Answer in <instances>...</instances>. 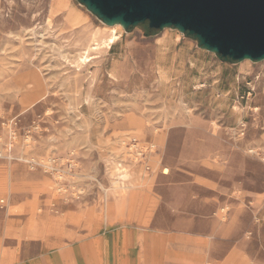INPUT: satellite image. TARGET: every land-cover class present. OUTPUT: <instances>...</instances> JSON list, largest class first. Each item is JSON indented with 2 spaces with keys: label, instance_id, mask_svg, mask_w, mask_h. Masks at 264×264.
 <instances>
[{
  "label": "rangeland",
  "instance_id": "obj_1",
  "mask_svg": "<svg viewBox=\"0 0 264 264\" xmlns=\"http://www.w3.org/2000/svg\"><path fill=\"white\" fill-rule=\"evenodd\" d=\"M53 1L0 0V208L42 178L40 211L96 209L80 220L103 224L130 210L223 245L232 264H264V62L221 59L175 28L108 27L66 0L73 27ZM205 186L224 197L216 233L197 216Z\"/></svg>",
  "mask_w": 264,
  "mask_h": 264
},
{
  "label": "crops",
  "instance_id": "obj_2",
  "mask_svg": "<svg viewBox=\"0 0 264 264\" xmlns=\"http://www.w3.org/2000/svg\"><path fill=\"white\" fill-rule=\"evenodd\" d=\"M127 172L129 188H133L138 177L128 169ZM35 181L37 185L19 184V193H14L10 202L0 208V264H232L236 261L228 252H219L223 245L207 241L199 233L136 223L134 218L138 215L130 210L122 213L112 208L105 210L103 224L86 221L91 212L94 218L100 215L96 209H67L58 216L40 211L38 190L46 183L42 178ZM205 187L208 198L200 202L206 213L197 216L211 218L212 232L216 233L219 230L216 215L224 205V197L210 186ZM170 211L178 212L174 208ZM81 217L86 220L81 222ZM74 219L77 220L73 222ZM238 256V264H244V254Z\"/></svg>",
  "mask_w": 264,
  "mask_h": 264
},
{
  "label": "water",
  "instance_id": "obj_3",
  "mask_svg": "<svg viewBox=\"0 0 264 264\" xmlns=\"http://www.w3.org/2000/svg\"><path fill=\"white\" fill-rule=\"evenodd\" d=\"M102 22L179 29L221 59H264V0H78Z\"/></svg>",
  "mask_w": 264,
  "mask_h": 264
},
{
  "label": "bare ground",
  "instance_id": "obj_4",
  "mask_svg": "<svg viewBox=\"0 0 264 264\" xmlns=\"http://www.w3.org/2000/svg\"><path fill=\"white\" fill-rule=\"evenodd\" d=\"M51 9L53 13H60L66 11V20L69 24L73 27L80 23V15L73 11L72 9L68 8L66 0H54L51 4ZM65 21V20H64ZM108 27L119 26L122 29H125V26L121 22H102ZM177 30L181 32L178 28ZM118 33V32H117ZM117 40V37L113 33H109L107 37L101 43H94L92 46L88 48V51L98 52L103 48H109ZM208 52H212L206 50ZM91 58L80 56L78 57V62L85 63L89 62ZM242 61H251L250 59L246 58ZM258 62H264V59L259 60ZM115 169V177L117 180L124 182L129 179V174L127 172L126 166L122 164H116L114 167ZM163 174H167V170L162 172Z\"/></svg>",
  "mask_w": 264,
  "mask_h": 264
},
{
  "label": "built area",
  "instance_id": "obj_5",
  "mask_svg": "<svg viewBox=\"0 0 264 264\" xmlns=\"http://www.w3.org/2000/svg\"><path fill=\"white\" fill-rule=\"evenodd\" d=\"M247 95H249V92L247 93ZM243 98H244V95H241V96H239V97L237 98V101L243 100Z\"/></svg>",
  "mask_w": 264,
  "mask_h": 264
}]
</instances>
